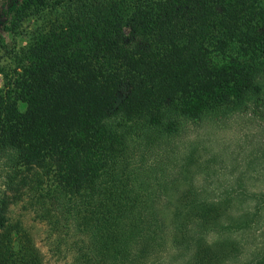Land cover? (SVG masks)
Wrapping results in <instances>:
<instances>
[{"label":"trees","instance_id":"16d2710c","mask_svg":"<svg viewBox=\"0 0 264 264\" xmlns=\"http://www.w3.org/2000/svg\"><path fill=\"white\" fill-rule=\"evenodd\" d=\"M1 17L23 44L0 43V264H42L7 219L37 170L39 201L85 236L76 264H145L163 244L157 197L181 264H264V249L232 263V226L249 222L227 217L233 197H204L189 157L157 177L185 124L249 106L264 119V0H10Z\"/></svg>","mask_w":264,"mask_h":264},{"label":"rangeland","instance_id":"374dc122","mask_svg":"<svg viewBox=\"0 0 264 264\" xmlns=\"http://www.w3.org/2000/svg\"><path fill=\"white\" fill-rule=\"evenodd\" d=\"M9 1L0 0V43L8 51L23 44L21 36L2 30L1 12ZM33 23L28 20L27 25ZM8 51L0 46V67L4 69L9 66ZM172 147L174 157L159 172L158 180L174 177L189 157L186 162L190 161V165L185 166V170L192 173L204 197H233L227 217L234 219L245 214L249 222L246 227L232 226L231 236L240 242L238 257L232 263L252 259L261 253L264 249V198L260 203H255L254 199L255 195L264 193V119L257 115L256 109L249 106L228 115H209L201 121L185 124ZM33 176L31 188L9 206L8 223L25 232L42 264H76L75 243L77 245L85 236L75 232L61 206L39 201L33 186L49 181L43 170H37ZM3 177L0 169V191ZM162 199L157 197L155 211L163 244L145 264H181L183 256L180 252L174 253L170 244L172 208Z\"/></svg>","mask_w":264,"mask_h":264}]
</instances>
